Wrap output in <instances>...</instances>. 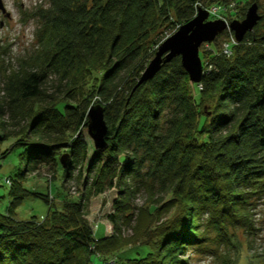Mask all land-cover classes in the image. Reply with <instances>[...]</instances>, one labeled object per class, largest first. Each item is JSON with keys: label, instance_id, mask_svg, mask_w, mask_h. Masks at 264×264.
<instances>
[{"label": "trees", "instance_id": "16d2710c", "mask_svg": "<svg viewBox=\"0 0 264 264\" xmlns=\"http://www.w3.org/2000/svg\"><path fill=\"white\" fill-rule=\"evenodd\" d=\"M200 1L46 0L31 13L38 20L37 47L16 68L4 69L7 109L0 104V117L26 120L12 145L28 148L25 171L59 162L65 179L75 169L79 178L89 149L80 128L87 126L89 107L99 105L107 147L86 168L87 199L117 188L116 213L108 214L114 231L94 238L83 216L87 203L79 201L49 207L40 221L15 219L31 193L18 178L6 213L0 212V264H89L92 257L116 264L113 255L137 243L143 252L135 250L119 264H181L189 245L208 240L216 248L202 249L217 264H235L228 252L236 246L233 230L249 228L254 200L264 193V16L230 55L223 52L229 28L219 45V35L207 43L199 52L206 62L198 83L175 56L135 86L165 34L198 7L217 4L221 9L209 15L215 18L235 3ZM49 77L56 79L52 93ZM2 119L4 129L8 120ZM140 188L145 200L132 206ZM121 225L132 233L124 236ZM222 244L226 250L219 252Z\"/></svg>", "mask_w": 264, "mask_h": 264}, {"label": "rangeland", "instance_id": "374dc122", "mask_svg": "<svg viewBox=\"0 0 264 264\" xmlns=\"http://www.w3.org/2000/svg\"><path fill=\"white\" fill-rule=\"evenodd\" d=\"M234 1L233 5H229L223 11L222 16L221 12H218L220 16L213 19L221 18L226 22L242 20L247 8L253 2L257 4L258 14L264 16V0ZM0 2V104L3 105V109H7V100L2 91L5 79L3 71L8 68H16L22 58L29 57L35 51L37 47L36 30L38 20L36 17H32L31 13L36 11L41 5L45 6L46 0H0ZM200 2L204 3L205 1L202 0ZM208 8L206 9L207 11H211V8L214 10L221 9L217 4L208 6ZM208 19H212V17L208 16ZM262 21H264V18ZM224 34V30L217 34L219 36L215 40L216 45L220 44L224 38ZM207 45V43H201L199 46L200 55ZM210 45L212 46V44ZM204 61L206 62V58L203 59V62L201 59L202 65H205ZM48 79L46 86L48 92L52 93L56 91V79L54 77H49ZM190 89L192 93H195L197 90L192 84H190ZM58 94L60 95L61 93ZM2 120H8V123L4 129L0 123V136L5 132H9L10 136L0 140V157L4 151L9 150L4 157L0 158V212L6 213L10 201V185H12L14 180H18L19 178L22 185L31 193L24 197L21 204L16 208L15 219L27 220L33 217L36 221H40L46 216L49 207L50 209L58 210L59 208L62 209L61 206L66 201H79L84 203L83 205L87 203V207H85L86 214L83 216L91 227L92 236L94 238L99 235L110 236L114 231V224L108 218V214L116 213L114 199L117 196V188L107 189L100 194H89V198L87 199L91 174L87 173L86 168L96 152L93 141L87 132V126L83 125L80 128L89 147L88 158L81 169V175L79 178H76L78 172L75 169L72 176L65 179L59 162L54 163L53 166L40 165L36 172L25 171L24 169L29 165L30 159L23 158L22 153L28 148L12 145L21 136L20 134H23V132L20 133V130L26 124V120L14 118L10 120L7 113ZM26 135L27 140L31 139V131L28 130ZM61 152L62 149L57 151L56 155L58 156ZM21 175L23 178L20 177ZM86 179L87 182L85 183ZM133 182L136 184L139 180L134 179ZM36 193H40L42 197H46L47 201ZM144 200L145 192L140 188L139 192L130 199V204L132 206L140 205ZM133 211L135 212L136 210ZM251 213L249 228L236 227L233 230L236 234V240L234 241L236 246L229 247L228 252L230 259L235 264H264V193L260 198L254 200ZM134 214L136 215V213ZM134 220L135 217H132L131 221L133 222ZM121 232L124 236L131 234V226L121 225ZM208 235L213 237L214 231L209 232ZM205 244L211 249L216 248L215 244L210 240L189 245L185 249L184 254L180 256L184 259V262L181 264H217V259L214 258L213 254L202 249ZM140 248L141 245L137 243L129 245L122 251L114 254L116 264L121 262V258L132 257L135 250L143 252L142 250H137ZM217 250L224 252L226 247L222 244L217 247ZM107 259L110 258L108 257ZM89 264H101V262L92 257V262H89Z\"/></svg>", "mask_w": 264, "mask_h": 264}, {"label": "water", "instance_id": "95a60500", "mask_svg": "<svg viewBox=\"0 0 264 264\" xmlns=\"http://www.w3.org/2000/svg\"><path fill=\"white\" fill-rule=\"evenodd\" d=\"M1 8V2H0ZM209 12L198 7L197 13L184 22L169 37L164 39L157 47L141 73L135 86L154 77L161 66L169 62L173 57L180 56L181 64L192 83H198L202 78L203 65L199 56V46L206 41H212L217 34L225 28L233 31L237 41L241 40L244 33L251 31L260 19L257 12V4L251 3L242 20L226 22L219 19H208ZM87 132L93 141L97 152L107 147V126L104 120L103 109L99 105H92L87 111ZM63 165L65 162L63 160Z\"/></svg>", "mask_w": 264, "mask_h": 264}, {"label": "built area", "instance_id": "2783aa9c", "mask_svg": "<svg viewBox=\"0 0 264 264\" xmlns=\"http://www.w3.org/2000/svg\"><path fill=\"white\" fill-rule=\"evenodd\" d=\"M208 11H209V15H210L212 13H215V11H217V10H214L213 8H211V11L210 10H208ZM237 42L238 41L236 40V38L234 37V35L232 33V35L229 37V39H227L226 41L223 42V52L230 55V53L232 52L231 51L232 44H236ZM202 72H203V70H202ZM198 87H199V84H198ZM104 264H109V263L105 262Z\"/></svg>", "mask_w": 264, "mask_h": 264}, {"label": "bare ground", "instance_id": "6f19581e", "mask_svg": "<svg viewBox=\"0 0 264 264\" xmlns=\"http://www.w3.org/2000/svg\"><path fill=\"white\" fill-rule=\"evenodd\" d=\"M212 19H213V18H212ZM177 29H178V28H177ZM177 29H176V30H177ZM225 29H227V28H225ZM225 29H224V30H225ZM176 30H175V31H176ZM171 34H172V33H171ZM171 34H170V35H171ZM168 35H169V34L167 33L164 39H166L167 37L170 36V35H169V36H168ZM233 35H234V33H233ZM217 36H218V35H216L215 38H216ZM208 42H211V41H206V42H203V43L205 44V43H208ZM232 45H233V44H232ZM232 47H233V46H231V49H232Z\"/></svg>", "mask_w": 264, "mask_h": 264}]
</instances>
